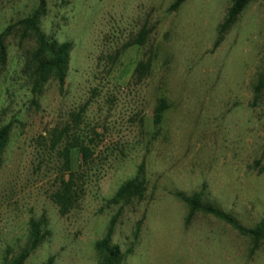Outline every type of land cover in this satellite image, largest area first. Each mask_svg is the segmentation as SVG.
<instances>
[{"label": "rangeland", "instance_id": "obj_1", "mask_svg": "<svg viewBox=\"0 0 264 264\" xmlns=\"http://www.w3.org/2000/svg\"><path fill=\"white\" fill-rule=\"evenodd\" d=\"M43 1L39 29L72 43L61 92L54 77L34 87L36 39L21 21L39 0H0V127L10 125L0 164V264L24 250L23 264L49 257L98 264L95 243L116 214L121 264H264V241L251 253L247 237L200 216L185 228L183 205L157 183L159 173L188 193L205 183L247 227L262 216L264 92L252 101L264 73V0H251L217 45L231 0H184L177 9L174 0ZM143 27L145 43L127 45ZM149 51V75L136 82L133 69ZM159 97L170 108L154 135ZM75 138L91 147V163L77 147L65 157ZM145 152L152 161L146 195L113 203ZM67 168L83 171L84 191L60 214L52 194ZM31 220L43 236L35 247Z\"/></svg>", "mask_w": 264, "mask_h": 264}, {"label": "trees", "instance_id": "obj_2", "mask_svg": "<svg viewBox=\"0 0 264 264\" xmlns=\"http://www.w3.org/2000/svg\"><path fill=\"white\" fill-rule=\"evenodd\" d=\"M184 0H174L170 9H177ZM251 0H231L229 7L227 8L225 17L219 26L218 34L219 38L216 40L215 45L220 42L221 35L226 32L228 27L235 21L239 14L246 8ZM43 0H39V7L21 22L25 25L26 29H30L35 34L36 49L33 52L34 63V87H39L38 83L42 84L50 77H54L58 82L59 91H63L65 86V80L68 70L69 51L72 47L70 41L59 42L56 39L48 38L38 27L37 22L43 12ZM149 30L143 27L138 34L127 45H142L145 43ZM2 34H0V51H3V45L1 43ZM155 56V52L149 51L144 57L139 59L133 69L132 79L136 82H140L144 77L149 75L152 66V59ZM118 57V56H117ZM116 58H113L115 61ZM264 92V73L259 74L255 85L253 86V101L252 104H256L261 98ZM170 108V103L166 97H159L152 109V120L156 127L154 135L160 132V128L165 121V113ZM80 114L76 113L73 117V121H79ZM10 125L5 124L0 127V164L2 161L1 152L6 146L9 139ZM77 147L83 155V164L87 165L93 161V151L89 145L84 143V140L74 139L69 146L65 147L64 155L68 158L71 148ZM70 148V149H69ZM67 160V159H66ZM69 161V160H67ZM151 159L148 152L144 153V158L138 165V168L133 176L126 179L115 191L111 201L113 203H129L131 201L140 202L146 195L148 184L151 174L149 167L151 165ZM259 161L256 160L255 164L258 165ZM261 171L263 166L259 168ZM68 176L61 175L59 185L52 194V199L56 204L60 214H66L75 207L78 203L81 194L84 191V174L80 170H70L67 168ZM158 178V190L162 193H168L178 203L183 205L184 212L180 216L182 224L186 228L193 223V220L197 217L207 218L206 220H214L221 223L225 227H229L240 236L247 237L250 246V252L253 253L264 241V212L262 216L255 222L254 226L247 227L243 225L241 219L223 209L215 199L209 196L207 192V186L203 183L198 190L187 192L178 187L176 183L169 177L159 173ZM151 183V181H150ZM155 187V186H154ZM208 196V198H207ZM118 214H116L106 230L105 235L96 241L95 248L99 252L98 264H121L124 257V253L118 244L112 242V235L114 231L115 221ZM140 222L136 226L135 233L140 228ZM40 233V223L31 220V246L35 247L42 239ZM29 251L24 250L18 255H15L13 259L7 260L4 264H23L24 260L28 256ZM53 257H49L44 264H52Z\"/></svg>", "mask_w": 264, "mask_h": 264}]
</instances>
